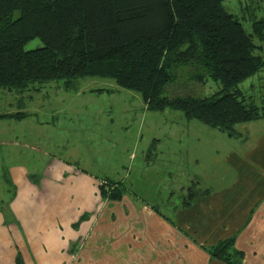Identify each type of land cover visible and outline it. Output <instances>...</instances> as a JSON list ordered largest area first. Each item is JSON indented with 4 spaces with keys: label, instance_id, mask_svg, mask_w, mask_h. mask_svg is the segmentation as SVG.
<instances>
[{
    "label": "crops",
    "instance_id": "0c3cea01",
    "mask_svg": "<svg viewBox=\"0 0 264 264\" xmlns=\"http://www.w3.org/2000/svg\"><path fill=\"white\" fill-rule=\"evenodd\" d=\"M231 1L239 11L246 2L225 0L224 6ZM262 1L254 0L255 10ZM35 95L15 94L16 105L10 100L0 109V116L26 114L0 118V264H224L203 247L229 238L243 255L241 264H264V118L253 120L261 129L234 130V137L223 133L230 140L246 139L226 152V166L235 174L217 182L219 188H214L206 129L185 119L147 138L144 154L154 145V166L162 162L165 170L166 158H177L181 168L191 167L178 180L172 181L170 171L162 175L168 192L160 198L157 191L165 190L144 181L147 158L130 178L129 146L121 147V136L108 137L105 119L96 118L93 127L82 122L75 128L72 120L54 126L50 113L39 122L38 111L25 110ZM54 112L59 117L63 111ZM28 117L35 121L24 129L20 124ZM104 178L123 183L120 201L100 196ZM192 186L196 197L180 207L181 196Z\"/></svg>",
    "mask_w": 264,
    "mask_h": 264
},
{
    "label": "trees",
    "instance_id": "16d2710c",
    "mask_svg": "<svg viewBox=\"0 0 264 264\" xmlns=\"http://www.w3.org/2000/svg\"><path fill=\"white\" fill-rule=\"evenodd\" d=\"M224 1L0 0V91L23 94L56 81L69 91L80 79L107 78L139 94L148 111L171 109L234 137L236 124L264 118V99L257 107L238 87L264 70L256 43L264 41V17L252 18L248 33L247 20L229 13ZM246 1L245 10L255 11L254 0ZM34 40L39 45L27 50ZM178 70L194 84L210 79L218 90L202 98L163 95ZM98 188L111 201L125 192L122 182L107 179ZM195 197L193 186L188 187L179 206H189ZM203 249L224 264H241L243 258L234 238Z\"/></svg>",
    "mask_w": 264,
    "mask_h": 264
},
{
    "label": "rangeland",
    "instance_id": "374dc122",
    "mask_svg": "<svg viewBox=\"0 0 264 264\" xmlns=\"http://www.w3.org/2000/svg\"><path fill=\"white\" fill-rule=\"evenodd\" d=\"M238 6L237 2L231 1L230 5H225V8L228 12H231L232 10V13L237 14L240 19L244 20L243 18H245L247 22L244 23V28L250 33V20L252 18L259 19L264 17V0L261 4L258 3L257 9L253 12L245 10L246 7H249L247 1L242 5L244 10L239 11ZM251 9H254V6H252ZM256 43L261 45L262 52L260 55L264 58V41H256ZM38 45L39 42L34 40L27 44L25 48L31 50ZM261 71L262 72L259 75L257 73L238 86L247 102L251 104L253 103L257 107L262 106V101L264 99V70ZM178 74L179 76L176 77V80L166 86L163 95L167 97L189 95L202 98L208 97L218 90V86L210 79L204 84H194V82L187 77L184 70H178ZM34 88L39 90H33L31 87L30 90L21 94L26 97H30L33 94H39L38 96L35 95V97H38L36 100L37 102L33 100L31 104H27V107L25 108L27 113L38 111V116L42 117L39 119V122L46 120L43 116L53 113L54 118L56 119L49 125L57 126L59 124L63 126L66 125L68 120H72V123H75V128H79L82 125V122L93 127L98 124L96 123V118L101 117L102 119H105L103 125L107 128L106 131L108 132V137H111V133L113 136H118L119 138L121 136V147L124 149L126 146H129L126 153V159L130 161V163L133 162V165L129 166L130 169H133L130 178L133 179L136 174L138 175L136 167L144 164L145 158H147V167L145 168L143 175L144 181L149 186H161L163 188L162 190H165L157 191V195L160 196V198L166 197L168 192L167 181H165L162 175L167 177L166 173L170 171V177L173 178L172 181L178 180L179 177L182 178V171L186 172L191 168L186 166L181 168L177 158H166L165 170H161L162 162L161 164L154 166V159L152 156L149 157L148 154L147 156L144 154V151H146L148 146L147 138L159 136L163 128H168L172 125L185 124V118L180 112L171 109H166L164 113L148 111L144 108L139 94L130 90L121 89L115 85L114 81L107 78L95 77L80 79L77 82V86L74 88L75 90L69 91L64 90L62 82L59 81L51 82L43 86L37 85ZM94 88H101L104 91L91 92ZM5 91L6 92L3 93L4 96L2 97V102H0L1 110L7 107L10 100L13 101L14 106L16 105L14 95L18 93H15L14 91ZM54 97L57 98L53 99ZM38 99L42 100V106H40L41 104H38ZM54 110L63 112H61L58 117L57 112H54ZM34 121V117H28L20 124V126L22 127L23 125L24 129H27V127L32 125ZM257 121L236 124L234 130L235 132L244 133L251 129H261L259 124L254 123ZM188 125L203 127L211 134V139L208 140V143L214 154V179H216L214 182V188H219L217 182L226 181L228 176L231 178V174H235L234 170H229L226 166V152L230 146L238 147L239 142L246 138L243 136V140H230L225 134L220 133L215 129L211 130L209 127H206L195 120H191ZM120 127H122V129H120ZM136 135L138 136L137 139ZM137 142L139 143L137 144ZM223 142L228 143L225 145ZM189 148L195 150L196 146L190 145ZM106 153L108 157L115 159L110 151ZM118 158H120V156H118ZM2 168L0 162V174ZM218 174L222 176L218 177ZM104 179H101L100 182ZM1 188L2 185L0 183V190ZM173 200L178 201L177 194Z\"/></svg>",
    "mask_w": 264,
    "mask_h": 264
}]
</instances>
